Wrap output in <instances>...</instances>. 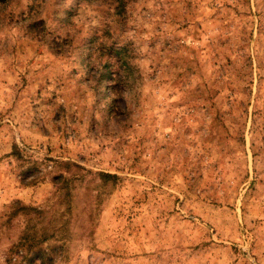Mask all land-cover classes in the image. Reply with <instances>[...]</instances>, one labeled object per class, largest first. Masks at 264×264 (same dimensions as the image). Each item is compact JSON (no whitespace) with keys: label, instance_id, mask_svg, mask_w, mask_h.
<instances>
[{"label":"rangeland","instance_id":"rangeland-1","mask_svg":"<svg viewBox=\"0 0 264 264\" xmlns=\"http://www.w3.org/2000/svg\"><path fill=\"white\" fill-rule=\"evenodd\" d=\"M0 264H264V0H0Z\"/></svg>","mask_w":264,"mask_h":264},{"label":"trees","instance_id":"trees-1","mask_svg":"<svg viewBox=\"0 0 264 264\" xmlns=\"http://www.w3.org/2000/svg\"><path fill=\"white\" fill-rule=\"evenodd\" d=\"M112 74H113V73H112L111 71L108 72V76H109L110 78L112 77ZM110 84H111V83H110Z\"/></svg>","mask_w":264,"mask_h":264}]
</instances>
